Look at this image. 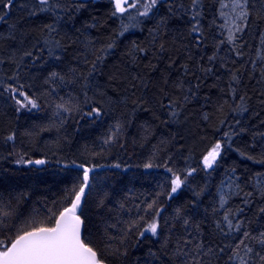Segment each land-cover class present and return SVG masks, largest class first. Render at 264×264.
Returning <instances> with one entry per match:
<instances>
[{
  "label": "trees",
  "instance_id": "trees-1",
  "mask_svg": "<svg viewBox=\"0 0 264 264\" xmlns=\"http://www.w3.org/2000/svg\"><path fill=\"white\" fill-rule=\"evenodd\" d=\"M181 2L185 7L189 4V0ZM20 3L22 0H17L6 23L0 22V34L7 37L10 26H15L17 36V41H0V58L5 60L0 64V80H7L14 71L7 57L16 50L13 45L18 46L21 34H24L28 47L41 39L40 30L53 20L47 14L28 16L19 7ZM78 3L83 7L72 10L71 0H68L71 15L61 12V18L56 22L66 45L62 62L50 61L43 66L24 69L25 73H31L32 78L21 82L33 85L30 94L40 97L39 108L17 112L9 95L0 93V213L8 212L5 223L14 226L11 231L5 228L0 239H11L33 221H47L52 212L58 215L59 210L68 206L71 199L69 190L82 176V171L70 163L76 160L77 164L105 166L92 174L93 187L88 191L85 205L87 231L84 232V240L106 253L118 246L121 251L128 248L126 259L108 256L106 264H170V255L160 252L158 239L162 241V237L146 233L139 242L132 237L125 245H119L122 222L137 215L144 216L145 221L151 220L153 213L144 211L146 205L156 198L157 193L170 191L172 173L167 171L165 164L181 173L188 168L198 171L188 178L172 199L166 195L159 197V205L163 206L161 222L176 223V209L180 208L191 219L192 225L200 226L201 235L210 243H233L237 234L225 238L216 231L215 222L221 218L222 212H214L213 209H218L217 189L221 180L231 169H235L244 191L252 190L247 183L249 177L264 172V163L257 162L264 152L256 144V141L264 143V138L254 135L264 132V124L261 123L264 121V104L261 103L264 84H257L256 80L244 74L238 95L247 93L250 97L247 100L248 111L242 114L229 112L230 104L240 103L238 97L236 101L230 99L229 69L235 71L240 68L242 72L245 69L240 59L235 65L231 63L233 55L227 45L221 46L215 62L210 63L207 59L223 38L218 27L222 20L217 0H201V24L207 39L199 48L196 47L195 34H190L188 15L170 16L166 24L160 23L161 17L167 16L166 4L148 17L137 15V11L142 12L143 8L128 9L126 14L114 17L111 15L114 8L111 0H78ZM122 25H129L128 30L117 36ZM261 31H264V21L253 19L244 35L252 46L245 49L248 58L254 57V49L260 45ZM113 39L114 47L98 71L89 78L88 88L82 90L83 81L68 82L71 80L69 69L87 72L82 63L86 42L97 41L96 47H100ZM138 48L146 51L138 52L135 50ZM221 63L226 66L221 67ZM206 67H212L213 71H201ZM51 71L66 75V81L45 85L44 80ZM180 82H183V88L177 86ZM190 87L194 95H189ZM186 95L187 102L183 99ZM85 99L90 103L85 104ZM169 100L178 102L176 110L179 115L175 118L170 115ZM69 102L79 105L83 112L91 107H102V115L98 118L80 113L72 115L56 108L57 104ZM205 114L209 116L208 120L204 119ZM225 114L229 124L240 119L239 127L247 131L240 132L224 144L218 165L208 174L202 170V158L212 144L222 140L225 131H230L228 125L220 123ZM117 122L124 126L120 140L124 148L117 144L105 148L101 156H92L93 151L101 152L103 139ZM12 133H15V139L7 140ZM241 152L246 155L241 156ZM22 155L24 159H45L48 163L16 164L15 160ZM248 155L255 160H249ZM115 163H120L121 167H111ZM146 163L157 166L145 168ZM201 189L204 191L197 197L195 193ZM105 193L109 197L107 207L100 210L97 202ZM240 201L241 197H233L230 206L235 208ZM121 203L124 209H120ZM260 206L264 203L257 198L256 203L244 209V215L250 222L247 227L254 234L264 231V216L258 214ZM112 224H117V228L109 227ZM183 234V228L177 225V231L172 234L173 241ZM164 235H168L167 230ZM150 249L157 253L159 259L148 255ZM174 264L179 262L174 261ZM213 264H216L215 260Z\"/></svg>",
  "mask_w": 264,
  "mask_h": 264
},
{
  "label": "snow or ice",
  "instance_id": "snow-or-ice-1",
  "mask_svg": "<svg viewBox=\"0 0 264 264\" xmlns=\"http://www.w3.org/2000/svg\"><path fill=\"white\" fill-rule=\"evenodd\" d=\"M111 2L114 5L111 15L114 17L118 16V14H126L128 9L139 10L140 8H143V11H137V15L148 17L150 14L155 15L156 11L166 4L167 16L161 17V24H166L167 18L170 16L188 15L191 24L190 34H195L196 47L199 48L207 39L201 24L203 14L201 0H189L187 7L181 0H163V3L162 0H111ZM217 2L219 4L218 14L224 19V23L218 27L226 30L227 34L218 41L215 45L216 51L211 56H208L207 59L210 63L215 62L218 59V52L222 50L221 46L227 45L228 51L233 55L231 63L235 65L237 59L242 61L245 71L242 72L240 68H236L235 71L229 69L231 77L228 84L230 99L236 101L238 97L240 101V103L235 105L230 104L228 110L233 114H242L248 111L247 100L250 97L247 96V93L238 95L241 77L247 74L249 79L256 80L257 84H264V31L259 33L260 45L254 49L253 58H248V53L245 52V49H251L252 46L244 39V35L253 19L264 21V0H217ZM16 5L17 0H0V22L6 23L7 16ZM71 6L72 10H78L79 7H83V4L78 3V0H71ZM19 7L26 11L28 16L47 14L53 20L51 23L45 24L40 30L41 39L28 47H26L24 34H21L18 46L13 45L16 50L10 52L7 57L8 62L13 65L14 71L7 77V80H0V93L9 95V98L16 105L15 110L17 112L24 109L31 111L39 108L38 101L40 97L30 94L33 85H26L21 82L22 79L32 78L31 73H25L24 69L43 66L50 61L62 62V56L66 54V45L62 42L63 38L59 35L56 22L60 20L61 12L71 15L68 0H22ZM225 9L228 11H225ZM131 26L135 27L136 25ZM128 27L129 25H122V30L116 35L122 36L128 30ZM10 29L11 31L7 37L0 34V41L5 39L17 41L15 26H10ZM96 43L98 42L88 41L85 43L82 63L87 68V72L69 69L71 80L68 82L83 81L82 90L89 87V78L98 71V68L109 54V50L114 47V39L102 44L100 47H96ZM161 49H163V45H161ZM135 50L138 52L146 51L144 48ZM4 62L5 60L0 58V64ZM225 66V63H221V67ZM201 71L211 73L213 69L212 67H206L202 68ZM66 79V75L51 71L47 74L44 83L45 85L63 84ZM177 86L183 88V82H180ZM52 91L55 90L53 89ZM84 95L86 96V92H84ZM189 95H194L191 87L189 88ZM183 99L187 102L188 95L184 96ZM84 103L89 104L90 101L85 99ZM133 103L135 104L136 101H133ZM261 103L264 104V100ZM178 106L177 101L169 100V107L172 109L170 115L173 118L179 115L176 110ZM56 108L72 115L80 113L83 116L97 118L102 115L103 111L102 107H91L89 111L83 112L79 105L71 104V102L57 104ZM220 109H223V104L220 105ZM204 119L208 120L209 116L205 114ZM220 123L221 125H228L230 131H225L223 138L226 139L217 140L203 155L202 170L208 174H210L209 170H214L218 165L224 144L231 141V138L240 132L247 131V129L239 127L240 119H234V123L229 124L227 114H225V118ZM261 123L264 124V121H261ZM123 127L119 122L113 125L107 137L102 141L101 152L93 151L91 155L101 156L104 154L105 148H112L117 144H119L120 148H124V144L120 143ZM254 135L264 138V132H257ZM6 139L9 141L14 140L15 133L10 134ZM256 144H259L262 152H264V143L256 141ZM240 155L245 156L246 153L241 152ZM247 158L255 160V157L250 155ZM257 162L264 163V156ZM15 163L18 165H44L48 161L45 159H24L22 155L15 160ZM57 163H60V161H57ZM70 163L82 171V176L78 184L69 190L71 199L68 206L59 210L58 215L52 212L47 217V221H33L25 230L17 231L11 239L7 237L0 239V264H106L108 256L125 259L128 257L127 247H124V250L121 251L118 246L106 253L103 249L98 250L96 247L91 246V242L85 243L82 235L87 231L85 223V205L88 202L86 190H91L93 187L94 176L92 174L95 170L105 166L98 163L77 164L76 160H72ZM64 166L68 167L67 164ZM154 166L157 165L153 163L144 164L145 168ZM111 167L119 169L121 165L120 163H115ZM164 167L169 173H172L169 185L170 191L157 193L156 198L146 205L144 211L153 213L151 220L145 221L144 216L137 215L134 219L122 222L120 227L122 236V239L119 240L120 246L125 245L126 241L132 237H135L139 242L141 238L145 237L146 233H150L152 237L163 238L162 241L158 239V242L161 243L160 252L165 256L170 255V264H174V261H178L179 264H213V260L216 261V264H220L221 261H223V264H264V231L255 234L250 231L247 227L250 222L244 215L245 207L256 203L257 198H259V202L264 203V172H257L249 177L247 183L251 185V191H244V188L238 182V177L234 181L235 169H231L226 178L221 180L217 189L218 209L214 208L213 211L222 212V216L216 220L215 229L225 238L237 234L233 243L225 244L223 242L210 243L204 239L201 235L200 226L192 225L191 219L180 208L176 209V223H170L168 220L161 222L163 206L159 205V197L166 195L168 199H172L173 195L185 185L188 178L198 171L196 168H188L181 173L174 171L171 167H167V164ZM182 175L183 178H181ZM203 191L204 189H201L195 195L199 197ZM233 197H241L240 205L235 208L230 206ZM65 199H68V197H65ZM108 199V194L105 193L97 202V208L103 210L107 207L106 201ZM119 207L120 209L125 208L123 203ZM258 214L264 216V206L258 208ZM8 216V212L0 213V233L5 228L11 231L12 227H14L5 223ZM82 216L85 218L82 219ZM142 221H144L143 224L141 223ZM177 225L183 228L184 234L173 241L172 234L177 231ZM109 227L116 229L117 224L109 225ZM193 229L195 230V235L193 234ZM165 230H167L168 235H164ZM111 239L110 237L109 240ZM135 246L133 245V247ZM170 246L171 251L169 252ZM148 255L159 259L157 253L151 249Z\"/></svg>",
  "mask_w": 264,
  "mask_h": 264
},
{
  "label": "rangeland",
  "instance_id": "rangeland-1",
  "mask_svg": "<svg viewBox=\"0 0 264 264\" xmlns=\"http://www.w3.org/2000/svg\"><path fill=\"white\" fill-rule=\"evenodd\" d=\"M225 11H228L227 9H225ZM221 18V20H222V24L224 23V19L222 18V17H220ZM221 34H222V36L224 37V36H226V30H224V29H221ZM236 178H237V175H235L234 176V181H236Z\"/></svg>",
  "mask_w": 264,
  "mask_h": 264
},
{
  "label": "water",
  "instance_id": "water-1",
  "mask_svg": "<svg viewBox=\"0 0 264 264\" xmlns=\"http://www.w3.org/2000/svg\"><path fill=\"white\" fill-rule=\"evenodd\" d=\"M34 165H35V164H34ZM96 170H97V169H96ZM96 170H95V171H96ZM88 191H89V190H86V193H87V194H88ZM82 219H83V218H82ZM82 238L84 239V233H83V235H82ZM84 241H85V240H84ZM85 243H86V242H85Z\"/></svg>",
  "mask_w": 264,
  "mask_h": 264
}]
</instances>
